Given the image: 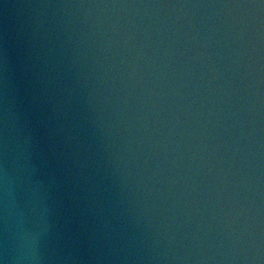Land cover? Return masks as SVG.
<instances>
[{"label":"water","instance_id":"95a60500","mask_svg":"<svg viewBox=\"0 0 264 264\" xmlns=\"http://www.w3.org/2000/svg\"><path fill=\"white\" fill-rule=\"evenodd\" d=\"M0 264H264V0H0Z\"/></svg>","mask_w":264,"mask_h":264}]
</instances>
